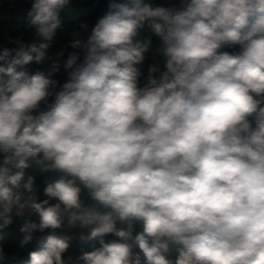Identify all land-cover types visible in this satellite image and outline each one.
<instances>
[{"label":"clouds","instance_id":"clouds-1","mask_svg":"<svg viewBox=\"0 0 264 264\" xmlns=\"http://www.w3.org/2000/svg\"><path fill=\"white\" fill-rule=\"evenodd\" d=\"M71 3L32 0L44 42L0 50V240L15 218L22 248L48 232L22 264L73 239L99 242L81 264H264V0H109L61 84L27 66Z\"/></svg>","mask_w":264,"mask_h":264},{"label":"trees","instance_id":"trees-1","mask_svg":"<svg viewBox=\"0 0 264 264\" xmlns=\"http://www.w3.org/2000/svg\"><path fill=\"white\" fill-rule=\"evenodd\" d=\"M90 0H72L70 5L82 6L89 2ZM155 6L162 7H176L177 0H151ZM32 0H0V38L6 33V27L8 24V17H14L20 20V29L10 30L8 35L12 38L13 42L8 45L7 49H18L20 43H27L29 41H34L36 43L44 42L42 38L34 37L35 29L29 27L27 23V10L31 7ZM62 19L61 28L57 30L56 35L53 38L52 46L48 50L46 61L43 64H31L27 66V70L30 73H35L37 71L48 74L53 65H59V70L52 77L59 83H63L66 80V73L64 72L63 63L67 59L70 53L74 52L71 47L72 44L66 46L70 41L71 37L75 32L76 23L70 22L67 17L60 13ZM100 17L99 14L94 15L86 22L87 30L86 33L83 31L81 41H86L91 34V29ZM83 28V29H86ZM145 32L149 33V30L145 29ZM19 41V43H18ZM1 50V49H0ZM227 50V49H226ZM154 53L150 51V56ZM159 61L163 62V57L158 55ZM145 62L149 65L153 64L152 60L145 59ZM28 173L33 175L36 179V187L39 189V198L41 200L46 197L43 195V187L45 184L46 176H41L38 170L29 169ZM47 175L55 176V174L50 173ZM35 219V218H34ZM38 222V220H37ZM21 226V222H18L14 218L13 224L6 230L4 239L0 240V247L3 248L4 254L0 257V264H22L23 261L28 259V254L31 251L39 250L44 237L48 234L47 231L44 233L36 232L33 234V239L21 247V241L23 240V234L16 231L17 227ZM112 238L111 236L105 237V241ZM127 243L133 244V251H138V248L134 245L132 241ZM94 247H99L98 241L89 242L86 244H81L78 239L72 242V248L69 252L71 254L72 260L71 264H81L78 261V257L82 255L83 252H89L94 249ZM17 254V258H13V255ZM172 255H175V248L172 249ZM67 259V257H66Z\"/></svg>","mask_w":264,"mask_h":264},{"label":"water","instance_id":"water-1","mask_svg":"<svg viewBox=\"0 0 264 264\" xmlns=\"http://www.w3.org/2000/svg\"><path fill=\"white\" fill-rule=\"evenodd\" d=\"M108 4L109 0H90L82 6L70 5L68 8L62 10L61 13L70 22L78 24L80 21H89L96 14H99L101 18L108 11Z\"/></svg>","mask_w":264,"mask_h":264},{"label":"built area","instance_id":"built-area-1","mask_svg":"<svg viewBox=\"0 0 264 264\" xmlns=\"http://www.w3.org/2000/svg\"><path fill=\"white\" fill-rule=\"evenodd\" d=\"M145 2H151L152 3V1L151 0H145ZM154 5V4H153ZM155 6V5H154ZM11 18H13V19H15V24L13 25V27H8V25H7V27H6V33L4 34V36L3 37H1L0 38V49L1 50H3V49H7L8 48V45L10 44V43H12L13 42V40H12V38L8 35V33H9V31L10 30H13V29H16V30H19L20 29V26H19V22H20V20L19 19H17V18H14V17H11ZM100 17H98V19H99ZM76 26H78V24H76ZM148 33H146L145 32V30H143L142 32H141V35L142 36H144V35H147ZM80 37V38H79ZM82 39V37L81 36H78L77 38H75V40H81ZM74 40V41H75ZM74 41H72V39H71V41L69 42V44H72ZM2 45V46H1ZM74 51H79L78 49H73ZM146 58H147V60H152L153 59V62L155 63L156 61H155V54H153L152 56H150V51L148 52V53H146ZM147 67H148V64L145 62L144 63V66H143V71H144V73H145V75H147ZM16 231H19V226L17 227V229H16ZM5 237H3V239H4ZM2 239V240H3ZM110 239H112V238H110ZM73 240H75V239H73ZM109 240V239H108ZM13 258H17V254H15V255H13Z\"/></svg>","mask_w":264,"mask_h":264},{"label":"crops","instance_id":"crops-1","mask_svg":"<svg viewBox=\"0 0 264 264\" xmlns=\"http://www.w3.org/2000/svg\"><path fill=\"white\" fill-rule=\"evenodd\" d=\"M181 6H182L181 0H177L176 8H180ZM14 24H15V19H13L11 17H8V24H7L8 27H13ZM81 25H86V24H80V23H78V26H76L75 32H74V34L71 37L72 41H74L75 38H77L78 36H82L83 31H85L86 33L88 32L87 28L86 29H83L81 27ZM68 45H69V43H68ZM154 59H155L156 62H159V67L161 69H163V62H160L159 61V58H158V55L157 54H155V58ZM75 240H77V239H75ZM75 240H73L72 242H74Z\"/></svg>","mask_w":264,"mask_h":264},{"label":"rangeland","instance_id":"rangeland-1","mask_svg":"<svg viewBox=\"0 0 264 264\" xmlns=\"http://www.w3.org/2000/svg\"><path fill=\"white\" fill-rule=\"evenodd\" d=\"M80 24H86V22L85 21H80ZM80 38V37H79ZM2 46V45H1Z\"/></svg>","mask_w":264,"mask_h":264}]
</instances>
